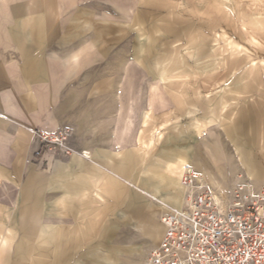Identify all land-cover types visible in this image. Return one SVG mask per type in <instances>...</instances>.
I'll return each mask as SVG.
<instances>
[{
    "label": "rangeland",
    "instance_id": "1",
    "mask_svg": "<svg viewBox=\"0 0 264 264\" xmlns=\"http://www.w3.org/2000/svg\"><path fill=\"white\" fill-rule=\"evenodd\" d=\"M4 1L0 95H14L20 85L16 77L26 62L15 43L26 47L28 37L15 40L6 28L12 7L43 10L50 17L54 68H59L55 66L61 58L69 61L61 72L78 75L84 95H166L169 101L174 97L180 105L171 116L176 131L169 132L166 125L165 140L187 135L188 99L196 95V157L188 162L223 199L231 194L224 177L246 168L249 175L264 176L258 168L264 159V142L258 137L264 131V0ZM76 54L77 66L72 67ZM239 143L248 147H238ZM45 153L43 149L34 160L41 169L46 166ZM137 159L139 155L134 167L140 166ZM177 175L169 176L172 183L165 189L168 208L183 198L180 172ZM262 178L251 181L250 189L258 190ZM134 182L101 180L92 201L99 210L61 219H37L35 213L17 210L12 189H4L0 264H147L163 234L161 216L167 208L155 205L154 216H147L154 200ZM89 220H94V228Z\"/></svg>",
    "mask_w": 264,
    "mask_h": 264
},
{
    "label": "crops",
    "instance_id": "2",
    "mask_svg": "<svg viewBox=\"0 0 264 264\" xmlns=\"http://www.w3.org/2000/svg\"><path fill=\"white\" fill-rule=\"evenodd\" d=\"M4 2L0 0V4ZM12 8L11 23L6 25L8 34L15 40L26 36L28 42L26 47L21 42L15 43L26 59L23 73L16 77L20 85L14 95H0V195L11 188L13 203L20 206L17 210L35 213L37 219H61L70 213L99 210L92 201L101 180L114 181L118 177L135 181L137 187L152 197L154 202L150 203L147 216H154L155 205L168 209L165 189L172 183L168 182L169 176L178 177L183 165L196 157L197 127L192 117L196 116L197 96L189 95L187 135L165 140L166 125H170L169 132L176 131L171 126L176 124L172 113L180 106L175 95L172 101L166 95H84L78 75L69 77V69L65 75L61 72L63 67H69V61L61 58L55 66L59 68H54L49 14L43 10L22 12L20 7V10ZM2 12L0 6L1 19ZM74 59L72 67L77 66L74 63L79 54ZM166 111L170 114L167 117ZM34 131L65 135L74 153L46 152V166L41 169L34 160L42 155L44 144L34 136ZM258 137L264 142V131ZM238 147L248 145L239 143ZM138 155L140 160L135 164L140 166L134 167ZM258 165L264 171V159ZM121 172L123 177L118 174ZM133 172H139L140 176L134 178ZM204 173L210 175L209 170ZM262 177L249 175L246 168L242 173L224 177V181L229 182L232 191L238 183L250 187L251 181ZM89 222L94 224V220ZM4 242L0 238V245Z\"/></svg>",
    "mask_w": 264,
    "mask_h": 264
},
{
    "label": "built area",
    "instance_id": "3",
    "mask_svg": "<svg viewBox=\"0 0 264 264\" xmlns=\"http://www.w3.org/2000/svg\"><path fill=\"white\" fill-rule=\"evenodd\" d=\"M33 134L46 152L74 153L63 134ZM180 182L183 199L162 214L164 231L147 264H264V185L238 183L223 199L189 162Z\"/></svg>",
    "mask_w": 264,
    "mask_h": 264
}]
</instances>
